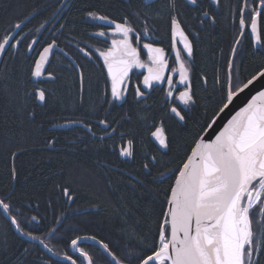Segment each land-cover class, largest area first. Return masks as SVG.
I'll return each mask as SVG.
<instances>
[{
	"label": "snow or ice",
	"instance_id": "1",
	"mask_svg": "<svg viewBox=\"0 0 264 264\" xmlns=\"http://www.w3.org/2000/svg\"><path fill=\"white\" fill-rule=\"evenodd\" d=\"M8 7L12 14L0 17V153L10 161L8 183H0V264H264V0ZM214 26L235 32L197 87L194 41ZM85 60L105 73L95 98L88 78L87 100ZM138 69L142 78L133 82ZM53 109L73 115L52 116ZM46 122L67 136L63 143L45 136L41 146L64 153L70 166L22 176L23 142L43 135ZM186 135L190 151L174 164L170 154ZM89 152L96 172L77 175V157ZM85 174L95 182L85 184ZM88 241L95 250L82 247Z\"/></svg>",
	"mask_w": 264,
	"mask_h": 264
},
{
	"label": "trees",
	"instance_id": "2",
	"mask_svg": "<svg viewBox=\"0 0 264 264\" xmlns=\"http://www.w3.org/2000/svg\"><path fill=\"white\" fill-rule=\"evenodd\" d=\"M16 0H0V17L7 19L9 15L12 14V7L7 8V12L4 11L6 6L14 5ZM26 3H31V0H24ZM80 2V0H78ZM223 3L227 4L229 0H222ZM232 3H235L236 0H231ZM37 21H33L32 24H29L28 27L31 28L33 25H35ZM98 23V22H97ZM191 26H195V21H189ZM0 24H2V21H0ZM27 30V29H25ZM197 30H200L197 28ZM209 32L211 34H209ZM235 29H232L230 26L228 28H222V27H215L214 29H207L205 27V30H200V38L198 40H195V44L197 47L196 52V61H195V71L193 72V78L194 80H197L199 73L201 71H204L209 75L211 78L213 74V68L216 63V60L219 56V49L223 48L225 51V54H227L231 41L233 39ZM158 35L161 36L162 39H164L165 43L163 46L168 45L169 37L166 35V29L165 27L161 26L160 31L158 32ZM167 44V45H165ZM242 48L244 49L245 57L247 58V52L252 50V43L250 38L245 39L244 43L242 45ZM216 53L217 55L214 56L213 53ZM85 65V75H86V82H85V98L88 99L89 96V84H88V78L91 79V96L92 98H95V96L102 90L103 85L105 83V73L104 70L99 67V62L96 64H93L87 60L84 62ZM222 63V62H221ZM53 68L61 73L65 80L72 79V77L69 76L67 71L63 68H57L56 67V61L53 60ZM53 68H50L49 70H53ZM135 76H132V78ZM61 81H57V85H59ZM76 87L73 88V94H76L78 89V81H75ZM51 86V85H50ZM197 87H199L198 80H197ZM42 109H37V111H41ZM3 109L0 107V118H2ZM50 114L52 116H72L73 112L71 109H67L64 112H60L59 109H53ZM80 116V113H76V117L78 118ZM53 124H59L62 123L61 120H53ZM52 135H55L59 137L61 143L64 142L65 136H67L66 130H53L52 127H49V124L46 122L44 124V134L39 135L36 133H32L29 137H27L26 141L23 142L27 146V151L21 155L18 156L17 164L20 166V171L22 176L27 175L28 171L32 172L31 179H36L37 176V169H43L45 172H48L49 170H55L58 167H69L70 164L67 162H64L60 160V157L64 155V153L60 152H51L50 150L44 149L41 145L44 142L45 136L48 138H51ZM17 142L19 141V138H17ZM192 146V137L191 136H184L180 141V147L179 149H176L174 147L173 153L170 155H173L175 157L173 163L175 164L177 161H181L185 158V153L190 151V148ZM60 145H57V148H59ZM6 153H0V183H8L7 180V165L10 163V161L6 158ZM52 156L53 159H48V156ZM59 161V163H58ZM95 156L91 152L88 153V155L85 156H78L77 161L75 164L77 175H80L81 170H87L88 172H96V165H95ZM39 162V163H37ZM32 165H35L36 167H30ZM178 170V169H177ZM83 180L85 184L87 183H94L95 179L97 177L95 176H89L85 174L83 177ZM175 180V176L173 175L170 179L165 180L164 185H162V188H168V186ZM164 200V196L162 193H158V201L162 202ZM157 203L155 205L156 212H160V203ZM155 219V217H154ZM89 234L94 233L96 231L95 228L89 227L88 229ZM106 228H101L100 235L102 238L106 237ZM53 243H56V241H53ZM82 247L90 248L91 250H95L94 246L85 243L82 245Z\"/></svg>",
	"mask_w": 264,
	"mask_h": 264
},
{
	"label": "flooded vegetation",
	"instance_id": "3",
	"mask_svg": "<svg viewBox=\"0 0 264 264\" xmlns=\"http://www.w3.org/2000/svg\"><path fill=\"white\" fill-rule=\"evenodd\" d=\"M165 45H167V44H165ZM164 47L166 49V52H168L169 51V44L167 46H164ZM142 58L146 59V57L143 56V54H142ZM170 63H172V62L170 61ZM173 66H175V65H173ZM132 76H135L132 78L133 82H136L139 78H142V75L140 73L135 72V71L133 72Z\"/></svg>",
	"mask_w": 264,
	"mask_h": 264
},
{
	"label": "water",
	"instance_id": "4",
	"mask_svg": "<svg viewBox=\"0 0 264 264\" xmlns=\"http://www.w3.org/2000/svg\"><path fill=\"white\" fill-rule=\"evenodd\" d=\"M135 72H137V73H140V74H142L143 72H144V70L143 69H138V70H134ZM238 110V109H237ZM230 118V117H229ZM226 122V121H225ZM222 126V125H221ZM52 129L53 130H64V129H62V128H54V127H52ZM217 131H218V129H217ZM214 138V137H213ZM85 243H89V244H91L92 245V242L91 241H88V242H85Z\"/></svg>",
	"mask_w": 264,
	"mask_h": 264
}]
</instances>
